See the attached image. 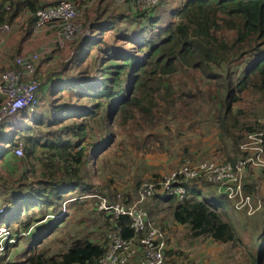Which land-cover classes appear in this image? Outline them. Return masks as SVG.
<instances>
[{"label": "trees", "instance_id": "trees-1", "mask_svg": "<svg viewBox=\"0 0 264 264\" xmlns=\"http://www.w3.org/2000/svg\"><path fill=\"white\" fill-rule=\"evenodd\" d=\"M61 1L72 2L80 9L90 0H0V28L11 26L10 35L17 36L19 44L15 54L18 56L7 58L0 74L8 69L17 71L16 58L31 54H18L20 45L35 36L36 20L29 16L22 19L24 13L53 8ZM175 2L179 4L167 7L168 2L161 0L153 8L139 10L133 0H126L120 5H126L127 11L120 13L107 10L109 5L118 4L115 0H95L83 10L79 20L87 24L89 38L67 43L68 62L63 64V58L53 75L44 76L39 69L53 55L35 63L33 75L39 87L33 112L27 109L17 112L16 124H9L7 119L0 122V230L8 232V241L0 243V264H95L102 257L108 235L104 245L93 241L91 236L90 229L97 225V218L90 215L98 211L101 198L100 190L93 188L83 168L87 163L83 143L87 134L93 133L101 140L92 153L107 149L115 140L113 130L125 127L135 118L137 109L146 111L145 123L164 115L176 117L184 91L175 89L170 79L179 73L186 77L196 73L201 79L217 83L219 90L215 95L206 90L216 97L218 107L209 115L217 128L218 141L229 143L228 160L187 158L182 164L203 160L221 164L258 153L241 147L250 135L263 132L264 124L259 129L244 126L242 112L235 104L247 89L264 92V0ZM223 31L234 33L230 46L227 40L217 37ZM248 53L243 65L235 67L234 63ZM217 70L222 71L220 76H216ZM48 80L51 82L46 83ZM44 92L51 113L49 120L44 119L42 112ZM3 103L0 96V107ZM145 140H141L139 149ZM19 144L24 155L16 158L14 150ZM230 150L236 155L229 156ZM260 159L264 161V144ZM262 172L264 167L249 165L243 176L244 194L262 199L261 207L252 215L237 210L233 200L217 194L214 185L203 182L186 187L181 202L175 197H161L158 192L141 202L149 220L166 236L168 247L163 264H182L178 260L187 256L175 247L171 227L156 224L153 214L168 210L173 226L184 228V238L193 243L210 239L222 245L244 246L240 235L252 230L247 227L249 223H237L235 216L239 212L253 216L262 210ZM161 179L148 177L139 181L136 202L143 183ZM80 198L93 200L79 201ZM83 203H94L87 218L80 216ZM129 204L122 205H132ZM47 213L53 216H48L45 222ZM108 217L111 221L108 233L121 228L124 238L134 236L127 216L115 220L109 212ZM259 219L255 222L256 240L251 246L255 256L248 250L251 253L248 264H264L263 212ZM79 225L86 230L83 239L74 233ZM139 260L136 256L128 264H138Z\"/></svg>", "mask_w": 264, "mask_h": 264}, {"label": "rangeland", "instance_id": "rangeland-1", "mask_svg": "<svg viewBox=\"0 0 264 264\" xmlns=\"http://www.w3.org/2000/svg\"><path fill=\"white\" fill-rule=\"evenodd\" d=\"M165 1L168 2L167 7L175 6L178 3L175 2L176 0ZM107 10L122 13L123 11H127V7L126 5L115 4L109 5ZM20 22H22V20H20ZM3 29V27L0 28V59L18 56L14 55L9 48L10 52H7L5 49L7 47L19 46L17 36L10 35L6 40V36L11 34V29L7 28L5 31ZM46 34V40H34V36L27 43L22 46L20 45L21 50L26 44H33L35 47L29 46L28 50L25 47L27 52L22 54L42 52L48 49V57L51 55L58 56L63 50L57 46L58 36L56 32L49 30ZM233 36L234 33L230 31L217 33V37L222 40H227L229 46L232 44ZM108 40L111 41V38L109 37ZM93 55L94 52L90 54L92 57ZM248 55L249 53L243 56L240 61L235 62L234 66L238 68L239 66H242ZM50 61L51 59L44 63V67L48 65L47 71H45L47 75L51 73L53 75L54 70L56 69L55 66L51 65L52 63H49ZM221 72V70L215 71L217 74L216 76H220ZM174 77L170 79V81H173V87L177 90L184 91V94L182 95L183 100L178 105L180 111L176 117L164 115L154 119L150 123H145L144 119L147 117L146 111L137 109L133 120L128 121L125 127H118L114 129L115 131L113 130L112 133L115 138L114 143L107 149H101L96 154H93L92 151L101 138H97L93 133L87 134V139L82 146L86 149L85 155L87 160V163L83 168H86L87 179L90 184H92L93 188H95V190H100L99 197L101 200L97 203L98 211L90 215V218H97V227L94 226L90 231H92L91 236L93 241H96L99 244L104 245L106 236L109 235V225L111 224L110 218L108 217L109 212L99 209L102 200L105 201L106 205L111 203L115 204L118 201L119 204H133L136 202V190L142 180L148 177L163 179L175 169L183 165V160H186L187 158H203L220 161L228 160L226 151L228 150L227 145L229 143L227 140L223 143L218 141L217 128L214 122L211 121L209 115L212 110L213 112H216L218 109L217 99L213 96L219 90L217 83L206 78L201 79L196 73H193L190 77H186L184 74L180 75L179 73ZM206 90H209V93L213 95L206 92ZM188 95L190 97H188ZM240 98V101L235 104V107L242 112L241 114L244 118L243 125H249L254 129L263 125L264 92L255 93L254 91L247 89L242 93ZM43 103L44 107L42 112L45 116L44 119L49 120L51 113L48 109V98L45 92L43 93ZM144 106L146 107V103ZM16 119L17 117L13 118V120ZM10 121L12 120H8L9 124ZM141 128L145 131H141ZM97 131H99V129ZM144 138H146L145 145L139 149L138 145H140L141 140ZM228 155L233 157L236 154L230 150ZM33 166L37 171L36 162H34ZM33 169L34 168H31V174H34L32 172ZM8 171L12 173L10 169H8ZM28 180L31 182V179ZM137 183L138 185L136 186ZM93 193L96 192L94 191ZM207 196H210V193H208ZM82 200L93 199L80 198L79 201ZM76 202L77 199L74 203ZM93 204L83 203L80 216H86L87 218V216L93 212ZM262 205V210L253 216H247L243 212H239L235 216L237 223H249L247 227L252 230L250 231L247 229L246 232L248 233L244 235H240L241 231L237 230L242 237L241 242H244V246H233L231 244L222 245L210 239L195 242V244L184 238V228L173 226L168 210H162L157 214H153L152 217L156 224H166V226L168 225L171 227L173 233H171L170 236H172V241L174 242L175 247L179 249L178 251L181 252L180 254H182L183 250L184 254L187 256H183L178 260L182 264H248L247 261L250 259L249 254L252 253L253 256H255V252L251 249V246L255 243V236L257 235V232L254 230L255 222L258 223L260 220L259 216L262 212L264 213L263 201ZM63 210L64 207L61 212ZM47 214L49 215L46 217L44 216L45 218L43 217L45 222L50 218L48 216H53V213ZM227 223L232 224L230 221H227ZM74 231L76 237L81 239L84 238L82 234L86 233V230L81 228L80 225L76 227ZM7 234L8 232L3 233V230H0V243L8 241ZM39 249H41V247H39ZM248 250H250L251 253H248Z\"/></svg>", "mask_w": 264, "mask_h": 264}, {"label": "built area", "instance_id": "built-area-1", "mask_svg": "<svg viewBox=\"0 0 264 264\" xmlns=\"http://www.w3.org/2000/svg\"><path fill=\"white\" fill-rule=\"evenodd\" d=\"M122 4L126 0H115ZM161 0H133L139 10H147L157 6ZM95 0H90L78 9L72 2L61 1L56 7L40 9L35 12H25V17H34L36 22L33 32L55 30L58 36L57 46L63 49L67 43L76 38H89V28L83 25L79 19L83 10L90 8ZM4 31L7 26L3 27ZM51 51V50H50ZM49 55V50L32 52L29 55L19 56L15 60L18 70H5L0 74V96L4 103L0 107V121L12 120L10 124H16L13 120L17 112L29 110L33 112L36 105V93L39 83L34 77V65L38 59ZM68 57L62 63L68 62ZM31 120H35L30 116ZM264 144V131L249 136V141L241 149L258 152L233 162L217 164L213 161L203 160L192 163L186 161L175 169L167 177L141 185L139 200L130 206L119 203L106 205L102 200L100 210L111 212L114 219L127 216L130 220L129 229L133 233L132 238H124L121 228H117L108 235V245L102 257L95 264H128L136 256L140 260L138 264H163L166 260L165 251L168 247L165 234L149 220L147 212L140 203L157 192L161 197H175L179 202L184 200L186 187L191 183H207L214 185L217 194L225 196L235 202L237 210H245L248 215L254 214L261 207V200L245 195L243 192V176L247 166L264 167V161L260 159ZM21 144L14 150V156L23 157ZM119 197V196H118ZM3 230V229H2ZM140 235V236H139ZM137 244V245H136Z\"/></svg>", "mask_w": 264, "mask_h": 264}, {"label": "crops", "instance_id": "crops-1", "mask_svg": "<svg viewBox=\"0 0 264 264\" xmlns=\"http://www.w3.org/2000/svg\"><path fill=\"white\" fill-rule=\"evenodd\" d=\"M9 28V27H8ZM10 29H11V27H10ZM46 33H48V31L47 30H45V31H42V32H39V33H36V35H35V37H34V40H37V39H44V40H46ZM10 37V34H8L7 36H6V40L8 39ZM27 45V46H26ZM25 46H24V48L21 50V46H20V49H19V53L18 54H22V53H25V52H27V50H28V48H29V46H32V47H34L33 46V44H26ZM4 47H5V45H4ZM25 47H26V49H25ZM12 50V52H13V54L15 55L16 53H17V48H18V46H15V47H7V48H5L6 50H7V52H10V50ZM35 48V47H34ZM33 49V48H32ZM63 51L60 53V55H59V57L58 56H53V58H52V60L50 61V63H52L51 65L52 66H55L56 67V65H57V67H58V63H60V61L63 59V58H65V55L67 54V46H65L63 49H62ZM12 54V53H11ZM5 58H1L0 59V67H1V65H6V63H5V61L7 60V59H5ZM47 67H48V65H46V67H41L39 70V72L40 73H42L43 75L42 76H44V75H46L45 73V71H47ZM58 73V72H57ZM56 74V73H55ZM50 80V79H49ZM46 81V83L48 82H51V81ZM15 121H18L17 119L15 120ZM8 127L10 128V125H8ZM16 157V156H15ZM17 158V157H16ZM1 163H3V162H1ZM2 166H3V164H2Z\"/></svg>", "mask_w": 264, "mask_h": 264}]
</instances>
